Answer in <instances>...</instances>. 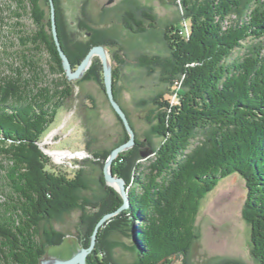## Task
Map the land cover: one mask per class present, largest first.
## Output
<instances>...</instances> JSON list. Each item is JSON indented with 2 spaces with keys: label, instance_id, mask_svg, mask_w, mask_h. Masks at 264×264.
Instances as JSON below:
<instances>
[{
  "label": "trees",
  "instance_id": "1",
  "mask_svg": "<svg viewBox=\"0 0 264 264\" xmlns=\"http://www.w3.org/2000/svg\"><path fill=\"white\" fill-rule=\"evenodd\" d=\"M16 2L17 23L29 12L36 25L29 33L19 30L20 44L34 52L46 51L52 70L62 76L53 85L23 75L0 81V168L5 178L0 187V264H41L45 254L41 224L49 223L52 234L59 235L52 220L79 206L78 190L85 185L52 168L50 156L39 143L72 95L52 33L50 0ZM184 3L192 20L191 32L184 37L171 24L174 33L170 31L167 40L174 46L172 72L184 76L188 89L184 94L178 91L181 100L177 104L167 101L157 115L154 132L163 138L162 145L150 168L135 175L130 208L122 215L131 226L136 224L131 247L138 257L134 264H168L174 255L186 253L196 237L202 198L220 178L234 173L245 179L247 187L243 213L250 226L251 252L264 264V0ZM55 4L59 37L75 69L82 57L71 56L64 33V7L59 0ZM145 16L154 20L152 15ZM4 25L0 11V27ZM249 39L247 52L230 59ZM31 66L36 74L39 68ZM117 79L115 68V96ZM199 132L210 136L201 151L196 150L200 146L192 147ZM120 171L119 166L113 168L114 174ZM110 191L116 197L108 212L123 203L114 189ZM101 250L98 246L88 263L107 264L97 257Z\"/></svg>",
  "mask_w": 264,
  "mask_h": 264
},
{
  "label": "rangeland",
  "instance_id": "2",
  "mask_svg": "<svg viewBox=\"0 0 264 264\" xmlns=\"http://www.w3.org/2000/svg\"><path fill=\"white\" fill-rule=\"evenodd\" d=\"M16 1L0 0V11L6 22L0 27V81L3 77L23 75L30 80L40 78L37 80L44 85L56 84V79L62 74L52 70L47 52L39 51L40 54L20 44L22 34L19 30L29 33L36 30V25L29 12L23 14L21 24L17 23ZM61 2L65 11L64 33L71 56L82 57L83 60L91 49L101 47L111 57L112 75L118 68L116 100L126 113L139 145L136 143L121 151L114 158L112 168H121V173L115 176L124 179L129 195L135 187V175L150 168L162 145L163 138L154 132L157 115L167 101L177 104L181 100L178 91L184 94L188 89L184 76L172 72L174 46L167 37H170L171 24L182 30V36H189L190 12L184 0ZM46 10L49 16L48 6ZM145 14L152 15L154 20ZM134 19L141 25H136ZM251 43L252 39L244 41L243 47L236 49L230 59L243 56ZM34 64L39 68L36 74L30 69ZM69 81L72 95L58 110L54 122L39 143L50 156L52 168L67 173L85 188L78 190V207L66 209L52 220L51 225L59 235L52 234L49 223L41 224L45 244L41 264L69 260L90 247L95 229L103 219L98 230L101 239L98 242L97 236L95 248L87 255L86 264H90L88 258L98 246L102 247L97 254L100 262L134 264L138 257L131 247L135 245L132 235L136 224L131 226L130 219L122 217L130 206L119 210L124 203L120 183H110L105 176L113 150L129 141L130 136L128 134L126 139L125 124L117 116L105 92L101 55L95 54L83 74ZM209 137L199 132L192 147L200 146L196 150L201 151ZM56 152L61 153L62 158ZM121 154L126 158L120 159ZM7 162L5 159L3 164L7 165ZM138 164L141 165L139 169ZM4 179L0 168V187ZM110 188L123 203L108 212L106 209L116 197ZM246 199L247 187L242 176L234 173L220 178L201 200L196 237L190 248L186 253L174 255L168 264H259L251 252L250 226L243 213ZM44 230L51 234L45 236Z\"/></svg>",
  "mask_w": 264,
  "mask_h": 264
},
{
  "label": "water",
  "instance_id": "3",
  "mask_svg": "<svg viewBox=\"0 0 264 264\" xmlns=\"http://www.w3.org/2000/svg\"><path fill=\"white\" fill-rule=\"evenodd\" d=\"M113 1L114 0H109V3H112ZM50 6H51V16H52V31H53L54 39L56 41L58 51L62 58L63 67L69 79L80 77L83 74L84 70L90 65L91 60L95 54H100L102 57L103 64H104L105 82H106L105 92L107 93L110 99V102L113 105V108L117 112L118 116L121 118L122 122L125 124V128L130 136L129 141H127L125 144L113 150L112 154L110 155L108 164L106 165V169H105L106 175L105 176H106V180L110 183H113V182L120 183L119 188L122 191L124 203L120 207L119 210L128 208L130 206V200H129V195L127 194L126 189H125V181L124 179L117 178L115 176L112 165H113L114 158L124 149L135 145L137 143V140L135 137V133L129 123L126 113L124 112V110L122 109L118 101L116 100L115 91H114V80H113V75L111 71L112 69H111V66L109 65L108 55L101 47H94L93 49L90 50L87 56L82 60L78 68L76 70H73L71 60L69 59L68 55L64 51L60 37H59L55 0H50ZM143 154L146 155V153H143ZM103 221L104 219L101 222H99V224L97 225L95 232L93 234V240H92V244L90 245V247L82 249V251L76 256H74L73 258L66 260V261H61L57 264H86V257L95 248L99 226L101 225Z\"/></svg>",
  "mask_w": 264,
  "mask_h": 264
},
{
  "label": "bare ground",
  "instance_id": "4",
  "mask_svg": "<svg viewBox=\"0 0 264 264\" xmlns=\"http://www.w3.org/2000/svg\"><path fill=\"white\" fill-rule=\"evenodd\" d=\"M50 8H51V6H50ZM56 17H57V12H56ZM51 24H52V16H51ZM57 26H58V24H57ZM59 32V31H58ZM52 33H53V31H52ZM109 59V65L111 66V68H112V62H111V57H108ZM72 67H73V65H72ZM73 70H76V69H74L73 68ZM59 158H62V154L61 153H59V152H56L55 153ZM118 185H119V183H118ZM86 259H87V257H86Z\"/></svg>",
  "mask_w": 264,
  "mask_h": 264
},
{
  "label": "flooded vegetation",
  "instance_id": "5",
  "mask_svg": "<svg viewBox=\"0 0 264 264\" xmlns=\"http://www.w3.org/2000/svg\"><path fill=\"white\" fill-rule=\"evenodd\" d=\"M60 1V3H61V0H59Z\"/></svg>",
  "mask_w": 264,
  "mask_h": 264
}]
</instances>
